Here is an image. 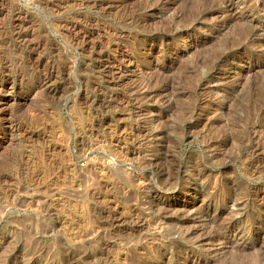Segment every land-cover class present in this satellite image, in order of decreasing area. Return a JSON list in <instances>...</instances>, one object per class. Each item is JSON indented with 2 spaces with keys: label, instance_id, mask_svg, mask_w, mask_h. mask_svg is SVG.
<instances>
[{
  "label": "rangeland",
  "instance_id": "obj_1",
  "mask_svg": "<svg viewBox=\"0 0 264 264\" xmlns=\"http://www.w3.org/2000/svg\"><path fill=\"white\" fill-rule=\"evenodd\" d=\"M208 1L0 0V264H264V0Z\"/></svg>",
  "mask_w": 264,
  "mask_h": 264
},
{
  "label": "bare ground",
  "instance_id": "obj_2",
  "mask_svg": "<svg viewBox=\"0 0 264 264\" xmlns=\"http://www.w3.org/2000/svg\"><path fill=\"white\" fill-rule=\"evenodd\" d=\"M204 1V0H203ZM208 1V0H207ZM217 1V0H216ZM209 2V1H208ZM198 3H200V1L199 2H197V4ZM220 3V2H219ZM244 3V2H243ZM196 5V4H195ZM223 5V4H222ZM262 5V4H261ZM254 6V5H253ZM196 7V6H195ZM206 7V6H205ZM208 7V6H207ZM263 7H264V2H263ZM192 8V7H191ZM190 9V8H189ZM193 9V8H192ZM226 9V8H225ZM195 10H198V9H195ZM172 11V10H171ZM190 11V10H189ZM193 11V10H192ZM198 12V11H197ZM215 12V11H214ZM213 12V13H214ZM216 12H218V11H216ZM206 13V12H205ZM183 14V13H182ZM187 14V13H186ZM189 15V14H188ZM187 15V16H188ZM255 15V14H254ZM257 16V15H256ZM182 17V16H181ZM192 17V16H191ZM250 17V16H249ZM196 18V17H195ZM204 18V17H203ZM252 18H254V17H252ZM181 21V20H180ZM214 21V20H213ZM219 21V20H218ZM251 21V20H250ZM255 21V20H254ZM259 21V20H258ZM177 22V21H176ZM247 22V21H246ZM252 22V21H251ZM250 22V23H251ZM178 24L180 23V22H177ZM182 23V22H181ZM189 23H190V21H189ZM241 23V22H240ZM248 23V22H247ZM186 24H187V21H186ZM193 24V23H192ZM256 26V25H255ZM254 26V27H255ZM263 26V25H262ZM179 26H177V28H178ZM188 27V26H187ZM253 27V28H254ZM258 27L260 28V26L258 25ZM256 28V27H255ZM173 29H175V28H173ZM261 29V28H260ZM170 30V29H169ZM185 30V29H184ZM204 30V29H203ZM175 31V30H174ZM251 33H253L252 31H251ZM258 33H259V31H258ZM263 33H264V31H263ZM262 34V33H261ZM259 35V34H258ZM175 38H176V36H175ZM264 38V37H263ZM172 41V40H171ZM170 44V43H169ZM217 47V46H216ZM255 48V47H254ZM257 51V50H256ZM261 52V51H260ZM205 53V52H204ZM260 54V53H259ZM215 60V59H214ZM223 62V61H222ZM221 64V63H220ZM226 64V63H225ZM193 77V76H192ZM172 181V180H171ZM168 209V208H167ZM216 235V234H215ZM241 255V254H240ZM238 256V255H237ZM238 258V257H237ZM241 260V259H240ZM232 262H234V261H232ZM241 263V262H240Z\"/></svg>",
  "mask_w": 264,
  "mask_h": 264
}]
</instances>
